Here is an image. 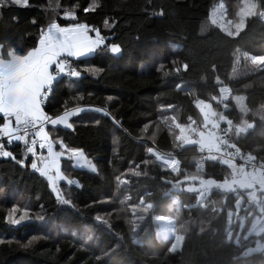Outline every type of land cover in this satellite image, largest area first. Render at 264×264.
Instances as JSON below:
<instances>
[{"label":"trees","instance_id":"trees-1","mask_svg":"<svg viewBox=\"0 0 264 264\" xmlns=\"http://www.w3.org/2000/svg\"><path fill=\"white\" fill-rule=\"evenodd\" d=\"M91 1L0 5V58L8 59L10 50L25 55L53 21L83 23L104 40L90 58L72 61L79 81L56 79L44 106L52 117L81 109L70 119L71 129L48 125L46 131L53 142L83 151L98 172L62 160L65 180L58 189L69 203L61 204L49 182L31 169L24 145L15 143L9 149L15 159L0 158V264H264V247L245 253L258 237L243 239L255 218L250 211L262 215L263 202L257 212L248 191H190L199 182L188 180L230 182L238 166L199 162L198 144L186 145L208 127L197 109L208 103L229 128L231 145L264 169V71L231 79L238 51L264 57V0H253L257 14L245 19L236 37L207 23L220 0H98L85 12ZM222 1L231 7L241 0ZM65 13L75 19H64ZM113 44L121 49L118 55L108 50ZM172 44L179 48L172 50ZM222 87L230 92L227 101L220 98ZM234 95L246 96L244 112ZM240 126L249 130L236 131ZM157 156L177 160V170L163 167ZM13 207L17 219L25 212L27 219L8 223ZM135 210L145 214L139 228L130 221ZM156 217L174 219V235L183 225L178 250H172L173 236H159Z\"/></svg>","mask_w":264,"mask_h":264},{"label":"snow or ice","instance_id":"snow-or-ice-1","mask_svg":"<svg viewBox=\"0 0 264 264\" xmlns=\"http://www.w3.org/2000/svg\"><path fill=\"white\" fill-rule=\"evenodd\" d=\"M18 7H27L28 0H14ZM95 8V4L85 8V12ZM64 19L74 20L75 16L65 13ZM34 22V21H33ZM89 28L83 24L71 26H60L53 21L46 30L41 32L38 45L27 51L25 55H17L14 51H8V59L0 58V139L7 138L9 144L13 141L27 143L29 132H32L31 143L27 146V153L32 154L33 162L31 169L37 171L40 176L46 177L50 189L56 194L59 203L67 204L63 199L56 181L65 180L60 173V158L67 156L76 159L87 165L93 173L96 167L91 161L86 160L83 152L75 149H68L62 141L57 140L60 151L53 150V141L50 139L45 124L53 127L62 125L71 128L69 117L78 113L80 109L65 111L62 115L49 116L44 110V105L50 95L51 89L58 76L61 74L79 77L80 72L72 68L66 58H81L94 53L104 44L103 38L97 32L95 38L88 35ZM108 50L117 54L121 51L117 45H110ZM54 67V71L50 70ZM93 75L95 69H91ZM111 99V97H109ZM96 111H100L96 109ZM39 144L41 149L47 150V155L37 157L35 146ZM0 157L13 158L10 151L5 150L0 143ZM39 160V165L37 163ZM21 166L24 160L17 161ZM53 174L55 178H53ZM69 184L76 181L68 180ZM18 209L13 207L6 218L12 225H17L27 219V213H21L16 218Z\"/></svg>","mask_w":264,"mask_h":264},{"label":"rangeland","instance_id":"rangeland-1","mask_svg":"<svg viewBox=\"0 0 264 264\" xmlns=\"http://www.w3.org/2000/svg\"><path fill=\"white\" fill-rule=\"evenodd\" d=\"M56 2V0H53ZM91 5L95 4V6L98 3V0H92L91 1ZM3 4L5 6L7 5H15L14 0H0V5ZM256 13V9H255V3L253 0H241L239 1V3L237 4V6H235L234 4H231V7L226 6L225 3L220 0L218 2V4L215 5V7L213 8L211 14H210V18L208 20V24L209 26H214V28H218L220 29L224 34L230 36V37H236L239 32L241 30H243L244 26H243V22L245 21V19L249 16H254ZM259 18H262L264 20V12H261L259 14ZM90 33H92V31L89 30ZM204 31L201 33L203 34ZM172 50H176L179 48L178 44H172L171 45ZM244 61L245 62V68L243 69V67L241 66L240 62ZM153 64H156V60L155 59H151V63L150 65L152 66ZM261 71H264V57H249L248 55L244 54L241 51H238L237 53V58H235V64H234V68L232 70L231 73V79L232 80H236L239 79V77L242 76H246V75H250V74H255V73H259ZM262 78L264 79V76H262ZM230 98V97H229ZM229 98H227L224 101H227ZM232 100L236 103L238 109L242 112L245 111L246 106H245V102H246V96L245 95H234L232 96ZM197 109L199 111V114L201 116L202 122H203V126L206 127L208 126L206 129H204L203 133L200 134V137L198 135V139L195 140H189L187 141L186 145H193V144H198V146H200L203 149H209V150H215V146H216V141L214 138V133H213V125H211L212 123H214V120H219L222 117L215 119V112L213 111V109L211 108V106L208 103H199L197 105ZM81 113H75L73 114V116L77 115ZM72 115L69 118V123H70V119L73 117ZM162 123H164L162 121ZM167 125V124H164ZM60 125H57L55 127H59ZM53 127V126H52ZM61 127V126H60ZM166 128L169 129L170 126H165ZM247 130H249V126H240L236 128V131H241V132H246ZM189 132V131H188ZM190 133V132H189ZM188 138L189 135H188ZM52 140V139H51ZM53 141V140H52ZM56 142V141H55ZM53 142V148L57 147L59 143H55ZM81 151V150H79ZM83 152V151H81ZM37 154V153H36ZM30 157L33 158L32 154H30ZM44 155L43 153L37 154V157ZM47 155V154H46ZM85 157V155H84ZM158 162L163 166V167H167L168 170H170L172 173H174L177 170L178 165L176 164V160H174L173 158H168V157H162V156H157L156 157ZM34 159V158H33ZM86 160H89L85 157ZM71 161V166L72 168L75 169H79V170H83L89 173H93L91 171L90 168L87 167V165L83 164L81 161H78L76 159H72L70 158ZM91 161V160H89ZM92 162V161H91ZM37 163L39 165V160H37ZM92 164L96 167V172H98V167L97 165L92 162ZM235 174L233 179L230 182H225L222 184H215L212 181H196V180H188L189 182L196 183L199 182L198 186H191L189 188L190 191H197L199 189L205 191V192H209L211 189H219L222 192L225 193H235L238 191L244 192V191H248L247 194L250 198V203L251 204H258V207H255V210L257 209V212H262L261 210V204L263 202L264 204V189H262L261 187H254V188H250L248 186V183H243L244 185H238V180H242L244 179L245 175L235 169ZM94 173V174H95ZM46 178V177H45ZM55 178V176H54ZM250 178V176H249ZM246 181L251 182L250 179H247ZM49 182V181H48ZM61 180L56 181V186L58 188L59 183H61ZM53 192V191H52ZM54 193V192H53ZM55 194V193H54ZM263 194V195H262ZM56 196V194H55ZM260 199V200H259ZM243 200V199H241ZM143 207V206H142ZM212 209H214V207H212ZM133 217H135V220L130 218V221L133 224H136L137 227H140V221L141 219H143L144 217V210H135L133 211ZM231 216L232 214H230V220L228 221L229 224L232 223L231 221ZM250 217H255V218H250ZM250 227L248 229V231L246 232L245 235H243V239L247 238L248 236H257V243L254 246H248L245 253L246 254H252V253H256V252H261L262 248L264 247V213L262 215H257L254 213V211H250ZM173 220V221H172ZM154 223H157V226L159 227V236L162 238H166L168 236H173L172 238L175 239L174 241V245H173V251L178 250L180 248V245L182 243L183 240V225L180 224L179 225V230L177 231V233L174 235L173 232V226H175L176 222L174 219L172 218H161V217H156L154 218ZM246 216L241 218V223H240V228H244L246 225ZM235 243H237V239L235 240Z\"/></svg>","mask_w":264,"mask_h":264},{"label":"built area","instance_id":"built-area-1","mask_svg":"<svg viewBox=\"0 0 264 264\" xmlns=\"http://www.w3.org/2000/svg\"><path fill=\"white\" fill-rule=\"evenodd\" d=\"M67 61L72 68L76 69L71 60L67 59ZM60 77H64V78H67V79H70L73 81H79V79H80V76L79 77H71L70 75H64V74H61L57 78H60ZM52 90H53V87H52L51 91ZM229 95H230V92L228 89H226L224 87H222L220 89L221 100H226L227 98H229ZM213 122L214 123H212L211 125L214 126L213 133H214V138L216 141L215 150L203 149L200 146H198L197 147V154L200 156L199 162H202L203 159H205V158L214 159V160H216V159L224 160V161L229 162L231 164L237 165L248 176L252 175L256 170H262V171L264 170L260 164L256 163L254 157L247 155L240 148H238L234 145H231L230 130L228 127L225 126V121L223 118L219 119L218 121L214 120ZM48 125L49 124H47V123L45 124V129L47 128ZM206 127H204V128H206ZM34 131L35 130H32L29 132V135L26 138L27 143L20 142L24 145L25 151L27 149L28 144L31 143L32 132H34ZM17 142H19V141H13L11 144H9L7 138L0 139V143L3 144L5 150H7V151H9V149ZM40 150H42V149L39 147V144H37L35 146V151L38 152ZM0 158H3V157H0ZM3 159H7V158H3ZM176 164L179 165V162L177 160H176Z\"/></svg>","mask_w":264,"mask_h":264},{"label":"crops","instance_id":"crops-1","mask_svg":"<svg viewBox=\"0 0 264 264\" xmlns=\"http://www.w3.org/2000/svg\"><path fill=\"white\" fill-rule=\"evenodd\" d=\"M90 30V29H89ZM90 31H92V30H90ZM96 34H97V31H92V33H90V32H88V35L89 36H91V37H93V38H95V36H96ZM104 45V44H103ZM103 45H101L100 47H102ZM95 53V52H94ZM94 53H92V54H90V55H88V56H86V57H81V58H67V59H69V60H71V61H79V60H83V59H88V58H90ZM111 54H113V53H111ZM119 53H117V54H113V55H118ZM54 67L55 66H53V68L52 69H50V70H52V71H54ZM56 79H58V78H56ZM80 111H81V109H80ZM79 111V112H80ZM73 116V115H72ZM70 118V117H69ZM49 126H52V125H50L49 124ZM62 128H67V127H65V126H62V125H60ZM67 129H71V128H67ZM58 146L57 147H55V148H53V150L54 151H60V145L59 144H57ZM39 153H37V154H40V153H43L44 154V156H46V154H47V150L46 149H42V150H40V151H38ZM68 159H70V158H68L67 156H62L61 158H60V161H59V163H60V168H61V161L62 160H68ZM237 170H239V171H241L244 175H245V177H244V179H242V180H238V185L240 186V185H244L243 183H248V186L251 188H256V187H261L262 189H264V170L262 171V170H256L252 175H250V178H249V176L248 175H246L243 171H242V169L241 168H239V167H235ZM45 178V177H44ZM53 178H54V174H53ZM47 181H48V179L47 178H45ZM247 179H250L251 180V182H249V181H246Z\"/></svg>","mask_w":264,"mask_h":264}]
</instances>
